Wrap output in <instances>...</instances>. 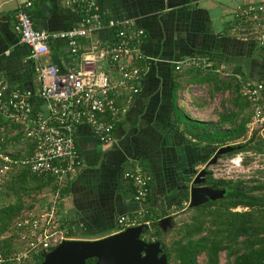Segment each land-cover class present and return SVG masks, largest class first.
I'll return each instance as SVG.
<instances>
[{"label":"crops","instance_id":"1","mask_svg":"<svg viewBox=\"0 0 264 264\" xmlns=\"http://www.w3.org/2000/svg\"><path fill=\"white\" fill-rule=\"evenodd\" d=\"M28 2L35 27L42 31L73 29L81 15L62 0H0V69L9 81V91L38 94L30 49L14 28L18 9ZM249 4H264V0H101L108 19L133 20L136 28L146 32L140 48L143 75L140 93L117 122L112 145H103L86 125L76 131L81 166L68 179L70 194L59 214L72 240L97 241L118 234V219L134 217L142 210L161 219L173 216L177 226V219L189 209L190 183L219 149L185 134L177 123L178 112L207 125H215L219 117L208 123L199 118L203 112L196 102L185 103L196 86L209 83L194 80L186 70L176 71L175 63L198 59L200 66L191 68L195 74L215 72L247 84L264 83L262 48L246 37V26L235 19L236 10ZM112 35L103 31L82 39L79 52H88L94 40H108ZM79 61L64 41L51 42L50 54L42 59L65 72ZM35 108L43 109L39 100ZM139 170L152 177L146 204L134 199L133 180L126 176ZM47 201L42 198L40 206L45 208Z\"/></svg>","mask_w":264,"mask_h":264},{"label":"built area","instance_id":"2","mask_svg":"<svg viewBox=\"0 0 264 264\" xmlns=\"http://www.w3.org/2000/svg\"><path fill=\"white\" fill-rule=\"evenodd\" d=\"M68 8L81 15L79 26L64 32L39 30L29 14L31 2L21 6L15 15V31L30 49L33 70L40 91H9V81L0 69V190L18 168H27L39 177H53L60 184L74 177L80 170L81 156L76 143L79 126L90 127L99 141L110 146L115 142L116 125L128 112V105L140 93L143 68L141 46L147 39L144 30L133 20L106 18L101 0H62ZM235 19L246 26V37L264 49V4H249L238 8ZM103 31H111L108 40L97 39L88 52H79L82 39H90ZM64 41L74 56L80 58L76 68L69 72L56 65L44 64L50 54V43ZM200 66L198 59L175 63L182 72ZM254 113L248 124L249 135L257 132L264 141V83L243 85ZM43 105L36 110L37 101ZM7 125L19 127L20 134L32 141L33 152L23 147V156L4 147L7 136L12 138ZM264 170L263 153L240 152L222 157L216 165L208 167L209 177L215 181H246ZM133 180L134 199L146 204L152 177L142 171L127 173ZM60 197L51 196L43 210L31 211L17 224L14 233L1 239L14 237L15 252L10 261L15 264H36L35 257L48 253L62 242L72 240L69 230L61 229L59 222ZM239 209H236L237 211ZM146 210L134 217L118 219L120 232L145 222ZM9 262L0 253V264Z\"/></svg>","mask_w":264,"mask_h":264},{"label":"trees","instance_id":"3","mask_svg":"<svg viewBox=\"0 0 264 264\" xmlns=\"http://www.w3.org/2000/svg\"><path fill=\"white\" fill-rule=\"evenodd\" d=\"M107 18V17H106ZM264 49H261V56ZM193 79L199 82L207 81L215 93L231 92V98L219 114V122L207 125L191 120L184 112H178L177 123L185 134L200 144L217 146L218 148L234 146L241 151L228 156L245 153H263L264 141L257 132L249 135L248 124L254 110L243 90L242 81L237 78H222L215 72L203 74L195 69L186 70ZM177 88V87H176ZM178 89V88H177ZM226 106L230 107L227 108ZM11 132L19 133L12 138L7 136L4 147L18 146V156H23V147L32 154L33 144L20 134L19 127L7 125ZM208 184L216 190H226L222 200L209 202L196 209L192 223L185 224L180 229L181 237L171 243L161 241L162 233L156 227L161 217L153 216L151 212L145 217L152 229L142 236L146 242L161 241L165 246L168 264H221V254H226V264H264V170L256 177L246 181H215L208 178ZM67 182V183H66ZM5 188L13 203L0 209V253L6 261L3 264H15L10 261L15 252L14 237L1 239L5 234L14 233L17 224L33 211V205L25 207L22 196L37 200L47 192L53 196L59 195L60 203L70 194L69 180L59 183L53 177H39L27 168L16 169L5 182ZM41 201V199H39ZM61 204L59 208H61ZM243 208L242 212L234 211ZM66 226L61 224V229ZM176 229L172 230V232ZM70 236V232H69ZM200 257H204L200 263ZM36 264H41V256L35 257ZM96 260H88L86 264H95Z\"/></svg>","mask_w":264,"mask_h":264},{"label":"water","instance_id":"4","mask_svg":"<svg viewBox=\"0 0 264 264\" xmlns=\"http://www.w3.org/2000/svg\"><path fill=\"white\" fill-rule=\"evenodd\" d=\"M241 151L240 147L219 148L206 167L201 170L189 186V209H196L222 200L226 190H216L208 184V167L216 165L222 157ZM162 238L176 227L173 216L164 217L156 223ZM152 227L141 225L97 241L68 240L48 253H42L41 264H168L165 246L161 241L146 242L142 236Z\"/></svg>","mask_w":264,"mask_h":264},{"label":"rangeland","instance_id":"5","mask_svg":"<svg viewBox=\"0 0 264 264\" xmlns=\"http://www.w3.org/2000/svg\"><path fill=\"white\" fill-rule=\"evenodd\" d=\"M210 87H211L210 85L196 86L195 93L193 95H188L185 98V103L189 104V103H192L193 101V102H196L200 106V109L202 110L203 113L199 116V118L203 119L204 121L208 123H211L212 121H214L215 119L219 117L220 112L224 111V108H223L224 104L227 101H229L231 98V92H228L223 95H221L220 93L216 94L214 90H212ZM226 107L230 109V107L228 106ZM10 151L18 152L19 151L18 146L12 145L10 147ZM255 175L256 174L252 176H255ZM7 193H8L7 188H5L4 186L0 190V209L14 202L11 196H6ZM22 198H23L22 203L25 205V207H29L33 205L34 207L32 208V210L38 213V211L44 209L43 206H40L39 199L42 200L43 198V199L49 200L51 199V194L47 192L46 194H43L42 196H40V198H38L37 200H33V197H28V196H22ZM237 209H239L237 210V212L243 211V208H237ZM195 216H196L195 211L186 210L185 213H182L180 217L177 219V226L175 228L176 231L172 233L171 232L168 233L166 237L161 238V241H164L166 243H171L179 239L181 237L180 229L183 228L185 224L192 223L193 218ZM199 260H200V263H202V261L204 260V257H200ZM221 264H226V254L225 253L221 254Z\"/></svg>","mask_w":264,"mask_h":264}]
</instances>
